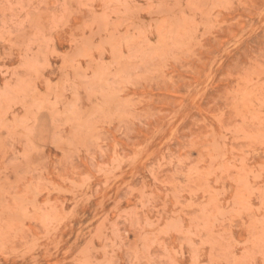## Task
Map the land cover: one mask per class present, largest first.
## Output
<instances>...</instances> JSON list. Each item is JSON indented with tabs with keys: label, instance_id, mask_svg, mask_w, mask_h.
<instances>
[{
	"label": "rangeland",
	"instance_id": "rangeland-1",
	"mask_svg": "<svg viewBox=\"0 0 264 264\" xmlns=\"http://www.w3.org/2000/svg\"><path fill=\"white\" fill-rule=\"evenodd\" d=\"M0 264H264V0H0Z\"/></svg>",
	"mask_w": 264,
	"mask_h": 264
}]
</instances>
